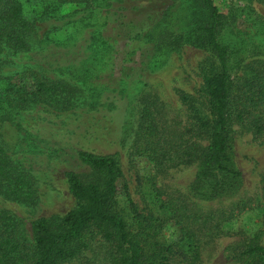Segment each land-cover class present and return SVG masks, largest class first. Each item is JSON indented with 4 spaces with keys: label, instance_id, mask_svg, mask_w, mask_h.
I'll use <instances>...</instances> for the list:
<instances>
[{
    "label": "rangeland",
    "instance_id": "rangeland-1",
    "mask_svg": "<svg viewBox=\"0 0 264 264\" xmlns=\"http://www.w3.org/2000/svg\"><path fill=\"white\" fill-rule=\"evenodd\" d=\"M21 1L27 17L36 20L28 39L37 52L36 61L22 60V65L29 66L14 61L3 68V74L14 78L30 69L54 79L61 73L75 76L82 68H90L96 93L79 94L82 97L65 111L56 110L49 102H38L20 111L23 130L38 144L35 150L18 154L30 160L38 200L27 205L0 196V208L21 218L27 228L39 217L64 216L76 205L66 172L73 169L83 176L88 173L75 160L69 161L70 155L86 151L117 158L128 192L121 182L115 209L130 231L141 234L139 216L152 213L165 217L160 207L167 200L187 215L200 216L192 226L202 237L200 260L192 263L186 247L176 248L171 264H240L239 252L251 236L259 234L264 245V136L256 134L254 118L231 124L233 166L241 177L236 189L220 198L209 200L192 191L199 159L156 172L154 164L137 149L145 100L170 146H181L195 138L203 145L208 143V139L197 136L193 106L184 97L194 98L195 107L208 115L202 71L214 57L189 44L171 52L160 47L166 36L186 28L194 16L191 1L131 0L127 7L137 6L138 13L120 18L111 15L106 23L99 11L91 15L94 0L62 4L56 0ZM214 3L225 14L246 8L253 12L255 22L245 23L241 17L235 34L228 38H252L247 42V57L241 56L245 69L234 71L237 93L245 72L248 75L255 67L264 70V54L252 55L257 51L253 42L260 43L264 38V0ZM44 12L47 17L41 18ZM98 33L105 47L100 46L101 41L91 40ZM91 44H99L101 52L95 54ZM5 85L1 83L0 91ZM257 113L264 116V109L259 108ZM11 117L0 122V143L14 154L19 131L15 115ZM162 236L172 242L178 238L179 228L170 222ZM106 253V246L96 241L81 257L66 264H103Z\"/></svg>",
    "mask_w": 264,
    "mask_h": 264
},
{
    "label": "trees",
    "instance_id": "trees-1",
    "mask_svg": "<svg viewBox=\"0 0 264 264\" xmlns=\"http://www.w3.org/2000/svg\"><path fill=\"white\" fill-rule=\"evenodd\" d=\"M56 1L61 4L75 2ZM128 1L131 0H94L91 15L99 11L105 23L111 15L119 18L121 15L134 16L139 9L137 6L127 7ZM188 1L192 3L194 16L185 29L165 35L160 47L171 52L189 44L210 52L214 57L202 71L208 115H203L195 107L194 98L184 97L193 106L191 111L197 136L208 139V143L203 145L195 138L181 146H170L145 100L138 124L137 149L154 164L156 172L199 159L201 164L192 191L210 200L232 193L241 177L233 166L231 124L254 118L256 134L264 136V116L257 113L259 108L264 109V70L255 67L248 75L245 72L237 93L234 91V71L245 69L241 56L247 57L250 51L247 42L252 38H237L235 41L228 38L229 34H235L241 17L245 23L255 22L252 10L235 9L225 14L214 0ZM40 17H47V13ZM35 22L27 17L21 0H0V85L6 84V88L0 91V122L15 115L19 131L14 154L0 143V196L27 205L37 202L38 188L30 160L18 154L35 150L38 144L23 130L20 111L38 102H49L56 110L65 111L73 106L74 100L82 97L79 94L96 93L90 68H82L75 76L71 72L61 73L54 79L30 69L14 78L3 74V68L14 61L21 65L22 60L36 61L34 55L37 52L28 40L34 32ZM246 35L250 37L249 33ZM91 40L96 43L99 40L100 46L105 47L102 34H93ZM252 45L259 52L252 55L264 54V38ZM91 47L95 54L101 52L99 44H91ZM70 156L69 161L75 160L88 170L86 176L73 169L65 174L69 191L76 201L75 207L62 217H39L28 228L21 218L0 208V264H66L81 257L96 241L107 248L103 264H171L176 248L182 250L185 247L192 263L200 260L202 237L192 228L200 216L187 215L167 200L160 207L165 217L159 218L152 213L139 216L141 234L134 233L115 209L120 184L124 180L117 158L86 151ZM122 185L127 193V184L123 182ZM170 222L179 228V236L172 242L162 236ZM215 229L219 231L220 226L216 225ZM238 257L240 264H264V245L259 234L249 238Z\"/></svg>",
    "mask_w": 264,
    "mask_h": 264
}]
</instances>
